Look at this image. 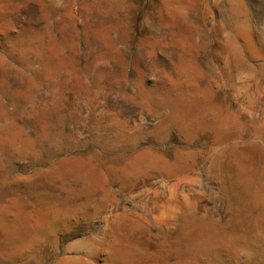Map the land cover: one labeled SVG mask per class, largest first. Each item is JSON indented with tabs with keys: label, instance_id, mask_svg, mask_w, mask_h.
Listing matches in <instances>:
<instances>
[{
	"label": "rangeland",
	"instance_id": "374dc122",
	"mask_svg": "<svg viewBox=\"0 0 264 264\" xmlns=\"http://www.w3.org/2000/svg\"><path fill=\"white\" fill-rule=\"evenodd\" d=\"M0 264H264V0H0Z\"/></svg>",
	"mask_w": 264,
	"mask_h": 264
}]
</instances>
